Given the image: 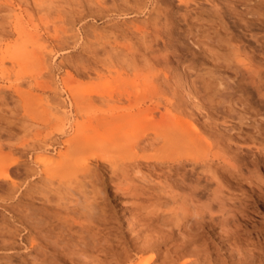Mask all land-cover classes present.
<instances>
[{
	"label": "rangeland",
	"instance_id": "374dc122",
	"mask_svg": "<svg viewBox=\"0 0 264 264\" xmlns=\"http://www.w3.org/2000/svg\"><path fill=\"white\" fill-rule=\"evenodd\" d=\"M0 168V264H264V0H0Z\"/></svg>",
	"mask_w": 264,
	"mask_h": 264
},
{
	"label": "bare ground",
	"instance_id": "6f19581e",
	"mask_svg": "<svg viewBox=\"0 0 264 264\" xmlns=\"http://www.w3.org/2000/svg\"><path fill=\"white\" fill-rule=\"evenodd\" d=\"M150 118V117H149ZM185 124V123H184ZM143 125H144V123H143ZM176 125V124H175ZM175 125H173L174 127H175ZM174 129V128H173ZM180 129V128H179ZM184 128H182V130H183ZM166 130V129H165ZM175 131L177 130V128L176 129H174ZM181 130V129H180ZM181 130V131H182ZM163 133H166V131L164 132L163 130H161ZM183 131H185V130H183ZM157 133H158V130L156 131ZM161 132V133H162ZM169 132V131H168ZM188 132V131H187ZM155 133V132H154ZM170 134L172 133V132H169ZM183 133H186V132H183ZM183 133H182V135H183ZM169 134V135H170ZM145 135V134H144ZM143 135V136H144ZM163 135V134H162ZM168 135V136H169ZM181 135V136H182ZM188 134H186V136H187ZM142 136V137H143ZM165 136V139H166V135H164ZM171 136V135H170ZM184 136H185V134H184ZM183 136V137H184ZM185 136V137H186ZM176 137V140H178V138H177V136H174V138ZM160 138V137H159ZM172 138V137H171ZM173 138V139H174ZM158 139V138H157ZM169 139H170V137H169ZM184 139L185 138H183V141H184ZM186 140V139H185ZM89 141V140H88ZM91 141V140H90ZM182 152V150H179V152ZM175 152H177L176 150H175ZM185 153V152H184ZM180 154V153H179ZM190 155V154H189ZM157 156V155H156ZM161 156V155H160ZM177 156V155H176ZM179 156V155H178ZM183 155H181V157H182ZM193 156V155H192ZM158 157V156H157ZM162 157V156H161ZM187 157V156H186ZM144 158H145V156H144ZM153 159H154V157H152ZM165 158H166V155H165ZM174 158V157H173ZM183 158V157H182ZM51 158L50 157H48V158H46V159H43V160H41L40 162H39V164H43V163H45V164H51L53 161H51L50 160ZM145 159H147V156H146V158ZM157 159V158H156ZM160 159V158H159ZM158 159V160H159ZM148 160V159H147ZM161 160V159H160ZM159 160V161H160ZM49 161V162H48ZM142 161V160H141ZM140 161V162H141ZM145 161V160H144ZM154 161V160H153ZM164 161H166V159L164 160ZM174 161V160H173ZM178 161L180 162V161H182L181 159H179L178 158ZM147 162V161H146ZM151 162V161H150ZM156 162V161H155ZM183 162V161H182ZM177 163V162H176ZM184 164V163H183ZM151 165V164H150ZM172 165H173V163H172ZM174 166V165H173ZM178 166V165H177ZM180 167V166H179ZM179 169V168H178ZM10 176H9V170L8 169H3V168H0V182H2L3 180H6V179H8ZM180 184H182V183H180ZM168 187V186H167ZM1 227V226H0ZM5 230H7V229H5ZM7 233V232H6ZM6 233H5V231H4V228H1V230H0V238H1V241H2V243H1V245H0V249H4V248H7L6 246L8 245L7 244V240L5 239L6 237H5V235H6ZM225 236V235H224ZM223 236V237H224ZM226 238V237H225ZM149 257V256H148ZM153 259V258H152ZM150 257H149V259L146 261V263L147 262H149L150 260H152Z\"/></svg>",
	"mask_w": 264,
	"mask_h": 264
}]
</instances>
